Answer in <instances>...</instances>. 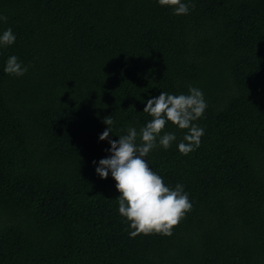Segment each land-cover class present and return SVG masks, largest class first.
<instances>
[{
	"label": "trees",
	"instance_id": "trees-1",
	"mask_svg": "<svg viewBox=\"0 0 264 264\" xmlns=\"http://www.w3.org/2000/svg\"><path fill=\"white\" fill-rule=\"evenodd\" d=\"M188 2V0H184ZM0 0V264H264V0ZM25 75L4 72L9 56ZM202 90L199 148L186 130L146 160L192 209L171 236L129 235L109 173V138L162 91ZM96 161L97 164L92 162Z\"/></svg>",
	"mask_w": 264,
	"mask_h": 264
},
{
	"label": "clouds",
	"instance_id": "clouds-1",
	"mask_svg": "<svg viewBox=\"0 0 264 264\" xmlns=\"http://www.w3.org/2000/svg\"><path fill=\"white\" fill-rule=\"evenodd\" d=\"M157 2L161 7L172 8L177 16L187 15L195 7L191 0ZM0 21L6 22L7 16L0 15ZM15 40L11 28L0 34V46H11ZM28 67L12 55L6 61L4 72L20 77L27 73ZM206 108L202 90L189 85L187 94L162 91L159 96L148 99L143 112L151 119L139 130L129 126L126 134L120 135L118 140L109 138L114 119L111 115L104 117L102 122L107 127L98 139L108 140L110 147L106 151L110 155L98 161L95 173L101 179L107 178L110 173L115 181L119 192L118 212L128 223L132 238L139 234L171 236L173 228L191 211L192 203L184 186L179 183L174 188L166 185L163 177L151 169L146 157L157 146L167 150L176 141L175 133L163 131L169 122L180 130H186L177 144L182 155L199 148L204 129L194 122L203 116ZM92 163L97 164L96 161Z\"/></svg>",
	"mask_w": 264,
	"mask_h": 264
}]
</instances>
